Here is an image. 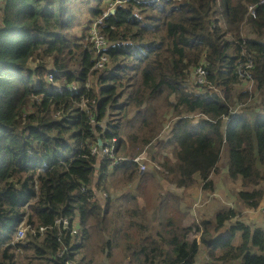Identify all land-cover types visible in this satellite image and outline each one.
I'll return each instance as SVG.
<instances>
[{
  "label": "trees",
  "instance_id": "obj_1",
  "mask_svg": "<svg viewBox=\"0 0 264 264\" xmlns=\"http://www.w3.org/2000/svg\"><path fill=\"white\" fill-rule=\"evenodd\" d=\"M115 1L0 0V264H196L200 247L204 264H264V224L252 227L234 207L222 206L202 229L193 215H175L176 196L155 173L150 178L130 159L113 163L92 153L99 138L107 145L116 137L118 157L158 140L166 153L153 155L157 174L177 187L209 189L226 147L229 176L242 180L239 199L258 208L264 0H122L102 26L109 62L94 68L85 31ZM248 59L252 77L242 80ZM246 80L254 106L244 104L248 90H237ZM109 175L119 192L109 190ZM137 180L162 209L158 218L141 216L139 196L125 193ZM61 217H80L82 233L64 237L67 249L59 255ZM21 223L30 229L16 239ZM116 248L121 259L113 257Z\"/></svg>",
  "mask_w": 264,
  "mask_h": 264
},
{
  "label": "rangeland",
  "instance_id": "obj_2",
  "mask_svg": "<svg viewBox=\"0 0 264 264\" xmlns=\"http://www.w3.org/2000/svg\"><path fill=\"white\" fill-rule=\"evenodd\" d=\"M105 5V3H104ZM109 8V6H108ZM106 8L105 10H107ZM90 13L87 12L83 15L82 17V25H88V18L90 17ZM92 25V24H91ZM91 28V27H90ZM249 27L245 29V34L247 33L246 31L248 30ZM75 31L78 35L82 34V27L76 26ZM86 37L84 38L83 41H85V44L90 45L89 42V34H90V29L85 31ZM202 64V63H200ZM199 64V65H200ZM250 65V63L248 64ZM242 80H245V76L240 75ZM196 76L192 75L191 80L195 81ZM91 79H95L94 76L91 77ZM92 83V81H90ZM93 84V83H92ZM253 83L252 81L249 82L246 80V83H238L237 84V90H243L246 89L249 91L251 96L247 98L246 102L244 104H251L254 106L256 103L255 93L253 94L254 87L252 88ZM192 87V84H191ZM200 88V86H198ZM249 88V89H248ZM171 116V114L169 115ZM171 123V120H167L166 126H170L168 124ZM164 127V128H165ZM169 134V127L164 129L162 131L161 137L165 138ZM99 142V140H98ZM160 141L155 140L152 144H149L145 148H143L141 151L147 154L148 156V162H147V167L146 170L141 172V174L145 175H150L148 177H152V173L156 174V177L160 178V181L163 183V185L168 188L169 190L172 189V191L175 194V198H171L172 200V211L175 213V215H179V213H184L185 216L183 217V220L189 221L190 220V215H193L195 218V221L199 223L201 228L203 229L202 221L203 219H210L214 220V214L215 212L222 206L225 207H234L236 211L240 212L241 214H238L240 216L239 219L243 220L244 222L248 223L252 227L255 226H261L264 223V200L262 201V204L256 208L255 210H252L248 208V206L239 199L238 197V190L241 189L242 186V180L241 177L238 179H233L229 176L228 169H229V153L228 149L224 147L221 151L219 163H218V169L213 173L212 179H213V186L212 188L209 189H203V184L201 183H196L191 187L188 188H182V187H177L174 183L169 184L166 180H164L159 174H157V169H161V166L159 165L160 163L157 160L153 159V155L158 158L159 153L164 154L166 153L165 150L160 148V144L158 143ZM98 145V144H97ZM96 144H93V151H95ZM161 149V150H160ZM116 176V175H114ZM114 176H107L105 177L106 179V184L109 188V190L113 193L119 192V191H114L113 186H116L115 180H118ZM138 184H141L139 180L134 181L132 183H129L127 185V189L125 193H128V191L136 193L139 196L138 203L140 204L142 202L141 207L143 208L144 212L141 214V216L145 215H152L154 218H158L162 214V209L160 210L156 207H154L155 203L157 202L152 196L149 195V193L143 188L140 187ZM143 186L149 187L145 184H141ZM250 189V188H249ZM102 197L106 198L107 197V192H101ZM227 198V199H226ZM131 203H134L132 199H128ZM195 203V204H194ZM196 213H194L191 208L193 205H196ZM233 205V206H232ZM113 209V207H112ZM258 209V210H257ZM80 218V217H79ZM182 218V216L180 217ZM179 218V219H180ZM191 221V220H190ZM74 226H76V221L74 223ZM264 226V225H263ZM73 227V226H72ZM211 230L213 228L211 227ZM223 232V231H222ZM136 237H140L141 235L139 234L138 230H134L132 232ZM25 236H23L21 239H23ZM195 237L200 240V233H197ZM240 240L239 236L236 237L235 242H238ZM99 243L96 242L94 245V248L96 250L97 255H100V249H99ZM114 259H121L122 254L120 248H116L114 250ZM206 260V254H205V249L204 247H200L199 252L197 254V261L196 264H204ZM126 264H133L129 260L126 261Z\"/></svg>",
  "mask_w": 264,
  "mask_h": 264
},
{
  "label": "built area",
  "instance_id": "obj_3",
  "mask_svg": "<svg viewBox=\"0 0 264 264\" xmlns=\"http://www.w3.org/2000/svg\"><path fill=\"white\" fill-rule=\"evenodd\" d=\"M122 0H116L113 3H110V6L107 10H105L99 17L95 18L92 22L91 28H90V34H89V42L91 46L93 47L95 53H96V61L94 64V68H104L107 63L109 62V55L106 51L109 41L105 35V33L102 30V26L105 24V18L108 17L112 9H115V6L120 3ZM249 13L253 16L256 15L255 12V5L251 4L249 6ZM250 63V65H248ZM253 66V61L251 59H248L245 65H241L240 67V72L244 76H249L252 77L250 73V68ZM203 66L198 67L197 73L200 76V80H203V76L205 75V70L202 68ZM53 75H50V78H52ZM228 119V118H227ZM117 147V138L114 137L111 142H109L107 145H104L102 149L98 147L96 144L95 151L92 149V153L100 154L102 157H110L113 159V163H117L119 160H126L130 159L134 162H136L139 165V169L141 172L146 170L147 167V162H148V156L144 152L134 155L132 157H126V156H121L117 157L115 154V150ZM197 206V204L195 205ZM258 210V209H257ZM264 210V207H263ZM72 218L70 217H61L58 218L55 222V225L59 229V239L61 241V250L59 251V255L63 253V249H67L66 247V241L64 240V237L70 236L74 237L76 234H81L82 229L77 227V224L80 223V218L75 217L73 218V221H71ZM76 221V226H74V223ZM73 226V227H72ZM30 229L29 226H26L24 223L20 224L18 231H17V236L16 239H20L23 236L26 235V231ZM41 230H44L42 227ZM36 232L35 230H32ZM68 264H78L74 260H69Z\"/></svg>",
  "mask_w": 264,
  "mask_h": 264
},
{
  "label": "clouds",
  "instance_id": "obj_4",
  "mask_svg": "<svg viewBox=\"0 0 264 264\" xmlns=\"http://www.w3.org/2000/svg\"><path fill=\"white\" fill-rule=\"evenodd\" d=\"M261 3H262V1H261ZM112 10H113V9H112ZM112 10H111V12H112ZM111 12H110V13H111ZM249 14H250V13H249ZM250 15H251V14H250ZM252 16H253V15H252ZM253 17H256V16H253ZM244 25H245V24H244ZM243 65H245V64H243ZM252 67H253V66H252ZM168 127H169V126H166L164 129H166V128H168ZM164 129H163V130H164ZM97 144H98V147L100 148L99 142H98ZM104 145H106V144L103 142V146H104ZM140 153H141V152H140ZM140 153H138V154H140ZM138 154H136V155H138ZM97 157H99L101 160H102V159H106V158H110V157H108V156L104 158V157H102L100 154H97ZM117 157H118V156H117ZM120 157H121V156H120ZM111 159H112V158H111ZM138 166H139V165H138ZM139 170H140V169H139ZM140 172H141V171H140ZM21 224H22V223H21Z\"/></svg>",
  "mask_w": 264,
  "mask_h": 264
},
{
  "label": "water",
  "instance_id": "obj_5",
  "mask_svg": "<svg viewBox=\"0 0 264 264\" xmlns=\"http://www.w3.org/2000/svg\"><path fill=\"white\" fill-rule=\"evenodd\" d=\"M115 9H113L112 11H114ZM99 145H100V149L103 148V141L101 138H99Z\"/></svg>",
  "mask_w": 264,
  "mask_h": 264
},
{
  "label": "crops",
  "instance_id": "obj_6",
  "mask_svg": "<svg viewBox=\"0 0 264 264\" xmlns=\"http://www.w3.org/2000/svg\"><path fill=\"white\" fill-rule=\"evenodd\" d=\"M171 191H172V189H170ZM173 192V191H172ZM195 204V203H194ZM191 210L194 212V213H196L197 211H195L196 210V206L195 205H193V207L191 208Z\"/></svg>",
  "mask_w": 264,
  "mask_h": 264
}]
</instances>
